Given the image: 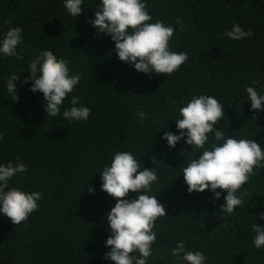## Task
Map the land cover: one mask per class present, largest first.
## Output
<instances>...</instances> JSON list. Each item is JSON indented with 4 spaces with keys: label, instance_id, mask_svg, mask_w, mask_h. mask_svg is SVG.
<instances>
[{
    "label": "trees",
    "instance_id": "16d2710c",
    "mask_svg": "<svg viewBox=\"0 0 264 264\" xmlns=\"http://www.w3.org/2000/svg\"><path fill=\"white\" fill-rule=\"evenodd\" d=\"M98 3L85 0L75 19L65 13L63 0H0V29L21 27L24 40L18 56L0 58V163L24 162L28 172L10 186L43 193L39 209L21 225L0 216V264H111L103 259L109 235L104 217L115 200L101 191L99 172L115 151H131L141 167L157 169L151 194L165 205L166 217L155 223L149 264H173L166 250L179 240L188 250L206 253V264H264V248L252 246V225L264 226V169H254L243 186L246 203L225 217L219 210L223 190L217 189L219 200L208 190L187 192L179 170L199 153H190L183 140L169 148L161 139L166 131H178L171 120L183 103L207 94L225 108L215 127L264 147V112L250 110L244 91L248 86L264 91V0H147L153 21L176 29L171 50L188 54L167 76L138 73L119 61L110 37L86 23ZM7 19L11 25L3 23ZM234 24L251 30L252 37L229 40L224 33ZM42 50L68 59L71 73L83 74L70 95L91 109L87 121L45 117L42 95L29 91L31 81L15 82L18 100L8 95L9 76L27 78L29 61ZM141 109L150 119L140 122Z\"/></svg>",
    "mask_w": 264,
    "mask_h": 264
},
{
    "label": "clouds",
    "instance_id": "9594fccd",
    "mask_svg": "<svg viewBox=\"0 0 264 264\" xmlns=\"http://www.w3.org/2000/svg\"><path fill=\"white\" fill-rule=\"evenodd\" d=\"M85 0H63L67 16L77 19L85 10ZM11 25L12 20L3 21ZM97 34L110 37L114 53L119 61L133 67L138 73L170 75L188 60L186 52L171 50L170 41L176 30L173 25L155 20L147 7V0H99L94 17L87 19ZM180 24L179 20L177 21ZM183 27V24H180ZM21 27L9 26L0 29V58L18 56L23 45ZM251 30L245 31L234 24L224 33L231 41L251 38ZM70 61L58 58L51 50H42L28 63L24 80L12 73L6 81V91L13 101L18 100L19 86L31 81L29 91L42 95L45 117L58 116L69 122L87 121L91 109L80 102L78 95H70L79 86L83 74L71 73ZM20 81L18 86L15 82ZM250 101V110L264 112V91L254 86L244 90ZM70 97V98H69ZM68 100L69 107H64ZM174 103V102H173ZM63 109V110H62ZM224 105L215 96L195 94L178 109L175 121L176 133L166 131L161 139L169 148H175L183 140L191 146L190 153L180 168L189 194L208 190L219 200L223 190L221 213L227 217L246 203L247 190L243 186L255 174L264 169V147L256 140L225 134L215 127L224 116ZM140 122L150 119V114L141 109L137 112ZM164 128V127H163ZM186 130V131H185ZM3 140L0 134V141ZM207 145V147H206ZM183 154V153H182ZM156 160L153 157V164ZM171 168V167H170ZM28 172L27 165L19 159L0 163V216L7 217L13 225L26 222L39 209L43 193L25 191L19 186H10L14 177ZM100 189L115 200L114 207L105 214L109 235L104 241L107 251L103 259L111 264H149L154 255L157 240L155 223L165 216V205L153 195L152 187L158 182L157 169L141 167L131 151H115L110 163L99 172ZM89 194L95 189L88 187ZM135 198H127L129 193ZM264 219V213L260 215ZM255 235L252 246L264 248V226L252 225ZM173 264H206L208 256L200 250H188L179 240L166 250Z\"/></svg>",
    "mask_w": 264,
    "mask_h": 264
}]
</instances>
